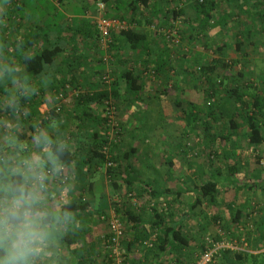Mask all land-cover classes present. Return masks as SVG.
Returning <instances> with one entry per match:
<instances>
[{
  "label": "rangeland",
  "instance_id": "1",
  "mask_svg": "<svg viewBox=\"0 0 264 264\" xmlns=\"http://www.w3.org/2000/svg\"><path fill=\"white\" fill-rule=\"evenodd\" d=\"M10 1L5 0V3L0 1V58L6 57L10 51H15L12 42L14 36L11 34L10 24L17 22L19 18L15 20L12 17V13L9 10L12 7ZM43 1L45 2V0ZM43 1L41 6L25 4L17 14H22L25 11L30 15V21L27 22L35 25L39 23L41 17L52 12L56 16V19L51 21L53 23L52 28L59 31L62 29L58 26L62 16L61 7L54 6V3L50 1L46 3ZM238 1L241 5L248 8L249 4L254 0ZM193 2L194 0H183L182 2L179 0H161L160 6L166 8L164 19L167 25H161L156 22V24H152L153 28L151 29H154V33L157 34L156 36L159 40L156 42H159V44L155 43L156 47L165 48L169 46L171 48L173 56L170 59L173 67L157 73L153 70L151 62L144 65L146 69L142 74V78L147 83L145 85L151 88V91L148 92L151 93L150 96L154 99L148 101L146 108L148 112L143 120L139 121L138 118H131L129 126L127 125L128 123L120 122L118 117V96H112L116 107V126L110 128L103 121L102 107V124H100V131L97 132L99 138H103V150L106 152V156L111 159L113 157L118 159H116V163L107 160L102 166H97L96 168V171L105 176L107 187L109 188L108 199L104 203L106 206L103 210L116 213L114 207L119 208L125 202L133 211L138 209L144 211L142 214L143 221L151 220V206L155 204H157L155 206L159 210L167 212L168 217L172 216V219L176 220L177 212L183 215L187 200L189 202L192 198L198 196L196 193L188 192L182 198L177 199L169 192L168 195L164 193L155 202L148 194L147 188L149 186L156 189H168L169 191L171 189L182 190L185 182L188 183V186L200 185L205 182L206 176L214 170H219V175L215 176V181L222 184V178L227 176L225 161L227 159L237 160L239 171L235 176L236 178H234V185L219 191L213 201L199 196L198 204L191 209L190 213L192 216L190 213L188 215L185 213L182 218L184 219V232L189 237V249H182L181 252L175 251L167 254V256L162 258L163 264H189L193 261L194 264H222L220 253L223 250L250 254H260L264 251V247L261 248L254 241L259 229L258 224L261 219H264V141L257 147L248 144L243 135L245 130L243 119H237L239 127L236 132H229L228 128L224 126L223 118L220 117L217 109L214 113V116H216L215 121H217L215 124L216 132L225 134L229 132L231 134L230 141L217 148L215 147L216 153H213L212 150L214 149L206 145L201 129V123L206 119V109L209 110L208 103L212 100L211 96L206 97L205 92H210L213 86L220 89L218 98L220 101L224 100V95H227L226 89L230 88L232 81L235 79V83L243 88L245 86H249V88L255 86L260 92L264 91V33L259 32L258 34L255 32L252 37L244 39L241 48L242 54L235 48L234 33L227 32L226 28L221 29L219 26L211 25L206 29V32L194 34V29L189 27L190 21L195 16V12L192 9ZM90 7L88 17L93 22V16L97 14L98 10L97 3H91ZM175 7L182 8L183 13L176 16L172 15V8ZM168 9L171 10L169 13L167 12ZM31 15L32 19L36 21L31 20ZM160 16L162 17L163 14L161 13ZM120 20L128 24V29H133L135 20L131 19L130 16L126 15L124 19ZM25 21L21 20L23 23ZM176 21L180 22L177 23ZM241 23L249 24L239 14L236 19V32L239 30L238 25ZM41 26H43V33L48 31L45 25ZM169 30L177 31L178 43L172 42L165 36L167 31L171 32ZM117 34H112L111 39L113 40V37ZM18 35L22 36L23 34ZM187 40H189V48H187ZM119 41L121 40L119 39ZM111 43L106 48L109 60L106 63L103 62V64L105 66V74H108L113 79L111 74L115 70L116 59L113 54L114 51L110 50ZM222 43L226 44L222 58L229 66L224 68L217 67L210 76V82L207 83L203 74L198 71V66L204 65L211 58L219 56L215 46ZM96 47L103 57L104 51L98 44V39ZM187 64L190 66L189 73H185L183 69V67H187ZM142 67L139 66L138 70L142 69ZM169 73L172 75H168ZM219 80H222L223 83H219ZM177 81L178 85L173 92L168 88L171 95L167 93V87H161V85L167 86L169 82H176L177 84ZM103 83L106 85L107 90L110 88L111 93L112 85ZM182 83L187 85L184 88L186 95L183 97L184 100L182 99L181 104L176 107L182 116L180 114V117H165L161 115L157 100L161 96L167 97L172 107L177 106L174 98L176 95L181 96L180 86L184 85ZM99 90H102L101 83ZM60 94L61 97H59ZM62 99H64L63 92H58L56 100L60 101ZM187 100L196 102L197 107L193 112L197 117L188 114L191 106ZM29 111L31 112V103ZM36 121H39V119ZM29 123H31V117ZM85 126L87 127L88 124H85ZM84 139V143L87 144V137ZM91 165H96L95 160L91 161ZM115 165H117V168L114 167V169H118L120 175V177L117 176L120 186L116 191L111 186L106 172L108 166L112 167ZM129 174L134 182L131 185L132 190L129 189L125 180H122V176L128 177ZM187 183L184 185H187ZM189 188L187 187L186 189ZM235 208L241 209L238 217L239 223H235L231 219ZM122 223L125 232H127L129 226L123 220ZM106 228L108 231L107 225ZM146 246H148V243L138 244L132 250L131 256L139 258L141 264H154L153 260L145 259L144 254L148 253H146ZM202 246L207 248L203 253H201ZM103 247L105 251L104 260L108 264L106 260L107 248L104 245ZM263 257L256 258L255 263L247 260L244 264H264L262 263Z\"/></svg>",
  "mask_w": 264,
  "mask_h": 264
},
{
  "label": "trees",
  "instance_id": "2",
  "mask_svg": "<svg viewBox=\"0 0 264 264\" xmlns=\"http://www.w3.org/2000/svg\"><path fill=\"white\" fill-rule=\"evenodd\" d=\"M0 1L5 3V0ZM42 1L43 0H37L38 3ZM48 1L50 0H45V3ZM179 1L182 2L183 0ZM91 2L94 4L98 2L103 3L105 7V17L124 19L125 16L128 15L131 17V19L136 20L135 17L136 15L139 16V13H146L149 8L154 5L159 7L161 0H91ZM10 3L12 4V7L9 10L12 13V17L15 20L19 18V20L10 24L12 29L11 34L14 36H12V42L15 47V51L8 52L6 57L10 58L13 56V54H15V56L19 58L21 49H18L15 45L18 40H21L23 42V49L31 50L34 54V59L28 64V71L30 74L38 75L48 69L50 65L55 64V60L57 57H59L62 47L60 46V42H50L48 39L44 40L43 37L45 33H43V26L39 24L31 25V23H28L27 21H30V15H28V13L24 11L22 14H17L21 11V7L23 5H30L31 0H11ZM240 5L241 4L238 0H194L192 9L195 12V16L190 21L189 27L194 29V34L206 32V29L211 25L219 26L221 29L226 28L227 32L234 33L233 40L235 42V48L237 51H240V54H242L241 48L244 39H247V37H252L255 32L258 34L259 32L264 33V0H254L249 4L248 8L244 5ZM170 11L171 10L169 9L167 10L168 13ZM182 13V8H172V15L176 16ZM239 14H241L242 18H244L249 24L241 23L238 25L239 30L236 32V19L238 18ZM21 20L26 21L23 23ZM256 20L260 21V23L257 24L258 21ZM18 34L23 35L19 36ZM145 35V32L139 33L134 29L122 30L113 37L110 46V50L114 51L113 54L116 59L115 61H120L122 65L125 64L120 72L128 92L132 95H137L143 87V85L140 84H143L144 82V80L141 78L146 66L143 64L142 69L138 70L140 64H138L136 61L140 58L139 55H142V52L147 53L148 50H151L149 46L150 39L149 37H145ZM84 36L93 37V34L89 31H85ZM116 38H119L122 42L129 46L131 50L130 58L126 59L124 57L123 59L121 58L120 54L115 53V51H118V49L116 50L115 47L117 45L115 44ZM95 39L96 44L95 41L94 44L97 46V32ZM225 45L226 44L224 43L217 44L215 49L219 56L216 58L213 57L206 64L198 66V71L203 74V77L207 83L210 82V76L217 67L220 66L221 68H224L229 66L222 58ZM171 51V48L166 46L165 48H162L160 57L147 61L146 63L151 62L153 70L157 73L160 71L162 72L165 69H171V67H173L170 59ZM118 56L121 59H119ZM98 62L102 64L103 67V69L100 71V75L98 76L102 85V90L95 91L93 93H81L79 94V99H84V101H90L91 103H100L103 107V101L109 98V96L111 98L112 96H118L119 81L116 79L114 74H111L113 75V79L110 82V85H112L111 95L110 90H107L106 85L103 83L105 82L103 80L105 66L103 64L101 54H99ZM235 81L236 79L232 81L230 88L226 89L227 95H224L225 97L222 101L218 100L220 96V89L218 87L213 86L210 92H205L206 97L208 98L211 96L212 100H210V102L208 100L209 110L206 109V119L205 121H202L201 129L206 145L211 149H214L212 150L213 153H216L217 147L222 144H226L227 141H230L231 134H229V132L231 131L234 133L239 127L237 119H243L244 121L245 130L243 135L248 144L257 147L264 141V91L260 92L255 86H252L251 88H249V86H245V88H243L239 84L235 83ZM219 83H223V81L219 80ZM180 92L181 96L176 95L175 97V102L177 105L175 107H172L167 101L159 99L158 105L161 111L160 114L167 117L172 114L175 117L182 116L176 107L181 104L182 99L184 100L183 97L186 95V92L185 89H181ZM213 97H215V99H213ZM187 102L191 106L188 114L197 117V115L193 112V110L197 107L196 102L190 100H187ZM216 109L219 111L220 117L223 118L224 126L229 130L228 134L216 132L215 124L217 121H215L216 116H214ZM103 121L105 122V118H103ZM95 136L97 137L96 139ZM93 137L94 139L92 145L86 147V149H83V155L75 154L73 161H75L78 156H80L81 162L87 165H90L91 161L95 160L96 165L93 166L94 170H96L97 166H102L104 163H106L105 161L107 160L116 163L118 160L116 157L111 159L110 157L106 156V152L103 150V138H99V134L97 132H94ZM225 163L227 176L224 177L225 180L222 178L221 182L223 183L219 184L217 181H215V176L219 175V170L209 172L208 176L205 178V182L201 183L200 185H194L193 189L195 193L198 194V196L193 199L188 207H195L198 204L199 196L213 201L219 191L234 185L233 181L239 171V164L236 159H227ZM114 167L117 168V165L112 167L108 166L106 168V172L111 186L113 187L114 191H116L120 186V183H118L117 180V176L120 177V175L118 169L115 170ZM130 176V174L128 177L122 176V180H125L129 186V189L132 190L131 185H133L134 182L133 178ZM147 190L151 199H153L155 202H157L156 200L161 198L164 193L170 192L168 189H156L150 186L147 188ZM180 197H182V194ZM104 202H106L105 196ZM104 202L102 203L104 204ZM103 204L96 206L95 211L98 213L99 219L106 223L108 227L107 233L101 239L103 245L106 247L108 239L111 238V233L108 226L110 212L103 210V208L106 206V204ZM155 205L151 206L152 217L150 221H143L142 214L144 211L142 209L133 211L125 202L121 204V207L119 208L114 207L116 212L115 217L121 223L122 220L125 221L129 226H127L129 229L127 232H125V228L123 226V235L120 238V245L123 253L122 257L125 264H141L140 259L137 257L133 258L131 253L138 244L142 245L144 242L150 243V245L146 246V253H148L144 254L145 259L153 260L154 264H163L162 258L171 252H181L182 249H189V237L186 236L187 234H185L183 229L184 219H181L180 223H176V220H173L172 216L168 217L167 212H162V210H159ZM90 208L91 204L89 200L85 199L84 197L81 200L76 199L75 210L78 211L80 209V211L83 210L88 212L90 211ZM240 212V208H235L233 214L231 215L233 222L239 223L238 217ZM258 227L259 229L256 233V237H254V241H256L259 246L263 248L264 219H261ZM206 249L207 248L205 246H202L201 253L205 252ZM263 256L264 251L260 254H250L246 252H232L230 250H223L220 253L222 264H244L247 262V260H251L255 263L256 258H261ZM106 260L108 264H110L108 252ZM262 263H264V257ZM189 264H194V261Z\"/></svg>",
  "mask_w": 264,
  "mask_h": 264
},
{
  "label": "clouds",
  "instance_id": "3",
  "mask_svg": "<svg viewBox=\"0 0 264 264\" xmlns=\"http://www.w3.org/2000/svg\"><path fill=\"white\" fill-rule=\"evenodd\" d=\"M0 58V264H72L65 244L85 226L76 213L75 145L53 115L29 123V105L51 81L30 74L31 50Z\"/></svg>",
  "mask_w": 264,
  "mask_h": 264
},
{
  "label": "crops",
  "instance_id": "4",
  "mask_svg": "<svg viewBox=\"0 0 264 264\" xmlns=\"http://www.w3.org/2000/svg\"><path fill=\"white\" fill-rule=\"evenodd\" d=\"M50 2L54 3V6L61 7L62 16L60 18L61 22L58 26L62 29L58 31L57 29L52 28L53 23H51V21L56 19V16L52 14V12L45 14V16L41 17L39 23L36 24L45 25V28H47L48 31H45L43 39H48L50 42H60L62 51L59 54V57L56 58L55 64L50 65L48 68L51 70L52 76L47 89L42 92L41 96H38L31 101V122L36 121L37 119H39V121L43 120L44 113L49 111L47 101L52 96L56 97L58 92H63L64 99L60 101L55 100L53 115L57 116L62 122V130L73 139L75 154L83 155V149L92 145L94 139L93 134L94 132L100 131V124H102L101 104L79 99V94L81 93H93L99 91L100 81L98 76L103 69L102 64L98 62L100 53L95 46L96 31L94 24L88 17L92 2L91 0H50ZM40 3L42 2L38 3L37 0L31 1L32 6H41ZM165 11L166 8L162 6L156 7L154 5L149 8L146 14L139 13V17L138 15L135 17L136 20L133 29L139 33L145 32V37H149L150 39L149 46L151 48L147 53L142 52V55H139L140 58L137 59L136 62L140 64V66L146 64L147 61L160 57L162 48L155 46L156 44H159V42L156 43L159 40L156 36L157 34L154 33V29L152 30L151 28H153L152 24H156V22L161 25H167V22L164 19L166 15ZM161 13L163 14L162 17L160 16ZM31 20L35 19L31 18ZM85 31L91 32L93 37H85ZM188 41L189 40H187V48H189ZM115 44L118 45L115 46L116 50L118 49V53L115 51L116 54H120L123 59L124 57L126 59L131 57V50L126 43L119 41V38H116ZM171 56H173L172 52L170 53V57ZM118 58L121 59L119 56ZM124 65H122L120 61H116L113 74L119 81V95L117 97L118 117L120 122L128 123L127 125L129 126L132 119L138 118L139 121L143 120L148 112L146 109L147 103L150 99L154 98L150 96L151 93L148 91H151V88H149L148 85H145L147 83L143 78L141 79H143L144 82L143 84H140L143 85V87L137 95H132L128 92L125 83L122 82L123 79L120 72ZM183 69L185 70V73H189V64H187V67H183ZM168 75L172 74L169 73ZM178 81L177 84L176 82H169L167 86L161 85V87H167V93L171 95V92L177 87ZM182 84L184 85L180 86L181 89L187 87L185 83ZM168 88L171 89V92L168 91ZM160 100L170 103L167 97L161 96ZM158 101L159 99L157 100V103ZM170 116L175 117L173 114L168 117ZM85 124H88V128ZM127 128L129 129V127ZM85 137H87V144L84 143ZM96 138L97 137L95 136V139ZM72 171L75 184V197L77 200H81L83 197L89 200L91 210L88 212L83 210L80 211V209L78 211L76 210L77 215L83 221L85 226L82 231L72 238L70 243L65 244V249L66 251H74L72 264H106L104 260L105 251L101 239L107 233V228L105 223L99 219L98 213L95 211L96 206L103 204L104 196L106 202L108 199L107 195H109V188L107 187L105 176L94 170L91 164H83L80 156L73 161ZM184 184L182 190H170L175 198H182L188 192L195 193L193 189L194 185L188 186V183L187 185ZM187 187L190 188L186 189ZM168 194L169 192L165 195ZM181 194L182 197H180ZM194 198L189 202L187 200L185 203V211L181 210L184 211L183 215H180L179 212H177L176 223H180L181 219L185 216V213L188 215L191 212L192 208L188 207V205ZM190 215L192 216L191 213Z\"/></svg>",
  "mask_w": 264,
  "mask_h": 264
},
{
  "label": "built area",
  "instance_id": "5",
  "mask_svg": "<svg viewBox=\"0 0 264 264\" xmlns=\"http://www.w3.org/2000/svg\"><path fill=\"white\" fill-rule=\"evenodd\" d=\"M104 5L101 2L97 3V14H95L93 23L97 32L98 44L104 51V55L102 57L103 62H108L109 56L106 54V48L111 43V36L114 33H118L122 30L128 29V24L118 18H108L104 16ZM179 18V17H178ZM179 23L180 21H176ZM158 31V29H157ZM167 31V35H165L169 40L174 43H178V35L177 31L169 30ZM165 32V31H164ZM163 32V33H164ZM164 35V34H163ZM103 80L105 83L110 84L112 78L109 77L108 74L103 75ZM110 90V88H108ZM61 97V94L59 95ZM116 107L114 101L109 96V98L103 101V115L105 118V123L110 128H114L116 126ZM109 229L111 233V238L108 239V243L106 245L108 257L110 258V264H125L122 257V248L120 245V238L123 235V224L115 217L114 211H110V217L108 219ZM144 244H147L144 242ZM150 245V243H148Z\"/></svg>",
  "mask_w": 264,
  "mask_h": 264
}]
</instances>
